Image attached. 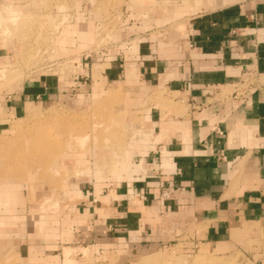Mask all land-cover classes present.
<instances>
[{
	"label": "crops",
	"instance_id": "1",
	"mask_svg": "<svg viewBox=\"0 0 264 264\" xmlns=\"http://www.w3.org/2000/svg\"><path fill=\"white\" fill-rule=\"evenodd\" d=\"M187 3L198 13L181 36L143 33L130 45L133 58L128 50L121 51L122 61L106 53L101 68L106 81L134 85L142 97L157 88L184 102L186 112L148 106L149 138L114 166L111 183L81 186L72 212L59 205L51 219L56 223L33 226L25 220L37 210L18 208L17 192L0 188V255L4 237L10 241L6 250L23 263L48 260L45 245L72 239L95 249L96 264H126L153 248L180 243L225 251L264 234V0ZM93 65L96 73L99 64ZM59 89L49 75L26 81L6 116H20L28 103L43 102ZM53 224L61 230L50 242ZM248 252L247 264H264L263 248Z\"/></svg>",
	"mask_w": 264,
	"mask_h": 264
},
{
	"label": "rangeland",
	"instance_id": "2",
	"mask_svg": "<svg viewBox=\"0 0 264 264\" xmlns=\"http://www.w3.org/2000/svg\"><path fill=\"white\" fill-rule=\"evenodd\" d=\"M187 2L192 0H0V188L17 192L13 202L18 208L37 210L25 221L30 218L37 227L40 221L53 223L59 205L65 212L75 209L81 186L111 183L118 164L149 138L148 106L186 112L184 102L157 88L142 97L134 85L106 81L101 68L106 53L109 58L118 54L122 61L121 51L128 50L133 58L130 45L143 33L181 36L198 13ZM177 44L182 51L188 48L182 39ZM94 62L100 67L96 73ZM44 75L57 78L58 93L28 103L20 116H6L20 86ZM49 229L48 240L57 241L61 228ZM66 229L65 241L71 234ZM7 238L1 239L0 264H96L95 249L72 239L45 245L46 262L23 263L4 247ZM255 248L264 249L262 232L241 250L179 243L150 249L126 264H247V253Z\"/></svg>",
	"mask_w": 264,
	"mask_h": 264
},
{
	"label": "built area",
	"instance_id": "3",
	"mask_svg": "<svg viewBox=\"0 0 264 264\" xmlns=\"http://www.w3.org/2000/svg\"><path fill=\"white\" fill-rule=\"evenodd\" d=\"M244 83H245V87H247V85L249 86L250 84L247 82V80L245 79L244 80ZM244 92V91H243ZM242 91L241 92H234V96H237L238 94L241 96L242 95V93H243ZM216 134L218 135V136H221L222 134H223V132H222V130H220V129H216ZM164 195H167V192H164Z\"/></svg>",
	"mask_w": 264,
	"mask_h": 264
},
{
	"label": "bare ground",
	"instance_id": "4",
	"mask_svg": "<svg viewBox=\"0 0 264 264\" xmlns=\"http://www.w3.org/2000/svg\"><path fill=\"white\" fill-rule=\"evenodd\" d=\"M1 71H3V70H1ZM1 71H0V72H1ZM111 96H112V95H111ZM70 121H72V119H71ZM73 122H74V121H73ZM51 148H52V147H51ZM75 175H76V174H75Z\"/></svg>",
	"mask_w": 264,
	"mask_h": 264
}]
</instances>
